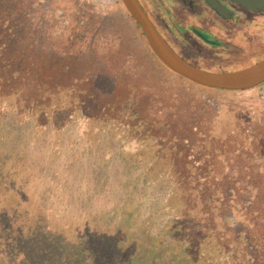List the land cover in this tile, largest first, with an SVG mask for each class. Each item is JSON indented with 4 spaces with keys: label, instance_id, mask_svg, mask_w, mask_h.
Returning a JSON list of instances; mask_svg holds the SVG:
<instances>
[{
    "label": "trees",
    "instance_id": "1",
    "mask_svg": "<svg viewBox=\"0 0 264 264\" xmlns=\"http://www.w3.org/2000/svg\"><path fill=\"white\" fill-rule=\"evenodd\" d=\"M18 4L0 0V260L82 264L89 256L92 264H264V169L252 173L250 192L226 185L227 173L222 169L244 153L264 151V102L253 99L241 118V103L230 106L234 118L221 122L201 99L203 90L214 89L195 85L158 61L157 84L114 102L113 92L106 105L113 112L116 109L115 114L95 126L130 130L138 148L151 149L144 161L140 150L132 157H119L126 170L121 180L125 199L103 210L99 218L105 225H97V216H93L96 225L86 220L91 222L75 229L74 240L64 234L63 227L57 230L44 223V179L41 171L35 172L37 165L46 166L38 157L43 147L38 145L40 150L31 160L24 135L17 138L13 132L31 123V136L40 137L47 128L41 116L46 117L53 93L26 96L23 51H15L16 59L7 54L21 14ZM168 81L176 89L163 85ZM137 98L148 100L144 108L136 105ZM9 116L13 124L5 123ZM94 160L98 172L100 163ZM26 183L39 188L27 192ZM234 197L241 198L239 209L230 204ZM235 211L248 214L250 220L240 229L227 221ZM218 224L221 228L216 229ZM117 243L114 248L112 244Z\"/></svg>",
    "mask_w": 264,
    "mask_h": 264
},
{
    "label": "rangeland",
    "instance_id": "2",
    "mask_svg": "<svg viewBox=\"0 0 264 264\" xmlns=\"http://www.w3.org/2000/svg\"><path fill=\"white\" fill-rule=\"evenodd\" d=\"M16 1H19L17 11L21 14L7 54L16 59L15 51L18 48L23 51L21 68L26 82V96H42L43 92L45 95L46 92H49L47 95H53L49 98L50 107L45 109L48 112L46 117L41 116L47 124L41 136H31H34L31 123L26 129L17 128L20 133L14 131L13 135L17 138L24 135L31 160L40 150L38 145L43 147H40L42 149L38 157L46 166L35 167V172L41 171L44 179L41 181L45 215L42 220L51 227H57V230L63 227L64 234L74 240L77 232L75 229L91 221L88 225H96L93 216H97L99 227L105 225L99 218L103 210L125 199L126 190L121 180L126 170L119 162V157H132L140 150L138 152L142 153L144 161L152 153L149 147L138 148L139 144L133 140L130 130H118L112 126L95 127L99 120L115 114L116 109L113 112L106 102L113 92L114 102L126 93L137 94L144 89L149 91L151 85L157 84L158 77L155 75L161 74L154 69L164 65L152 53L139 26L120 0ZM253 20L257 21L258 26L245 24L226 32L208 17L196 19L199 25L218 35H230L229 39L235 44L255 42V38L264 36V15L256 16ZM12 44H17V47ZM199 49L207 54L209 65L213 59L230 58V54L211 47ZM253 52L263 58L264 41ZM252 63L250 60L249 64ZM169 83L163 85L176 89V86ZM219 90H203L201 99L217 112V116L222 118L221 122L234 118L235 113H229L230 106L241 103L243 110L238 112L241 118L245 107L248 108L253 99L258 98L264 102V85L253 87L246 93ZM135 101L136 105L143 108L148 102L145 98H137ZM192 106L197 107L196 103ZM91 116L93 119L87 121L86 117ZM10 122L13 124L15 120L9 116L5 123ZM87 124L91 127L88 128ZM92 155H96L94 159L100 163L98 172L94 171L96 160L91 158ZM249 157H255V160ZM222 169L227 173L226 185L235 191L245 187L250 192L248 185L252 181V173L264 169V151L256 155L244 153ZM35 188L39 186L30 183L24 186L30 193ZM237 197L229 201L235 209H239L242 202ZM247 217L248 214L236 212L227 221L240 229V224H248L250 221ZM88 219L91 221H86ZM68 228L72 230L67 231ZM215 228H221V225ZM117 245L119 243L112 244L114 248ZM86 258L82 264H92L89 256ZM0 264L22 263L1 258Z\"/></svg>",
    "mask_w": 264,
    "mask_h": 264
},
{
    "label": "flooded vegetation",
    "instance_id": "3",
    "mask_svg": "<svg viewBox=\"0 0 264 264\" xmlns=\"http://www.w3.org/2000/svg\"><path fill=\"white\" fill-rule=\"evenodd\" d=\"M222 8V14L213 9L206 0H138L140 6L169 47L190 64L214 72L236 70L262 59L253 51L264 41L261 35L255 42L233 43L230 35H218L213 30L199 25V17H208L226 32L245 24L258 26L253 18L264 11H252L233 0H212ZM254 39V40H255ZM200 47L214 48L230 54L228 59L211 61ZM232 53V54H231ZM251 57V59H250ZM247 64V65H246ZM264 85V82L257 86ZM255 86V87H257Z\"/></svg>",
    "mask_w": 264,
    "mask_h": 264
},
{
    "label": "water",
    "instance_id": "4",
    "mask_svg": "<svg viewBox=\"0 0 264 264\" xmlns=\"http://www.w3.org/2000/svg\"><path fill=\"white\" fill-rule=\"evenodd\" d=\"M139 26L141 33L156 58L170 71L184 79L206 88L221 90H245L264 82V57L248 66L225 72L207 71L182 59L164 41L138 0H120ZM219 14L223 8L212 0H206ZM252 11H264V0H233Z\"/></svg>",
    "mask_w": 264,
    "mask_h": 264
}]
</instances>
